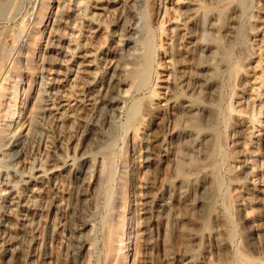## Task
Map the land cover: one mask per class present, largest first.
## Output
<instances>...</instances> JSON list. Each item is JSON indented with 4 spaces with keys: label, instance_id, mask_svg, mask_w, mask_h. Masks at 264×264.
Here are the masks:
<instances>
[{
    "label": "rangeland",
    "instance_id": "1",
    "mask_svg": "<svg viewBox=\"0 0 264 264\" xmlns=\"http://www.w3.org/2000/svg\"><path fill=\"white\" fill-rule=\"evenodd\" d=\"M28 1L31 0H0V50L2 47L13 48L12 58L20 64V68L18 64L13 72L22 71L15 72L17 75L12 73L15 75L11 74L7 80H4L5 74L0 75V84L6 89V92L2 91L5 93L2 94V102L7 103V89L15 78H19L15 77L19 74L23 77V88L29 86V102L40 99L35 97L36 94H40L45 101L44 104L41 101V108L44 109H40L42 112L37 111L38 116L35 112L31 124L26 114L25 118L22 116L19 127L25 126L20 131L17 130L19 133H15L18 138L7 136L2 141L4 144L0 142V264H100V253L105 246L106 219L109 214L118 211L114 196L117 195L115 193L119 187L121 171H125V166L131 172L134 188V193H130L129 206V210L133 211H129L127 215V225L131 228L129 240L132 243L133 235L136 236L137 232L143 236L138 239L136 251L130 241H126L129 242V255L135 251L133 264H188V254L197 256V264H237L234 254L238 250L254 261L248 264H264V0H248L249 4L245 6L247 9L241 13L243 15H240L233 36L228 41L229 65L227 64L225 74L222 73V87L219 86V117L216 123L223 142L215 155V162L219 164L215 163V166L217 175L222 180L221 191L216 193L212 205L220 209L222 207V212H226V216L223 214L224 223L228 229L234 231L233 240L229 247L223 246L220 224L212 222L211 235L203 231L201 238L192 241L187 248L183 243L172 239L173 225L165 219L170 209L175 214L179 212L168 203L169 189L173 183L168 169V161L172 158L169 149L172 143V123L165 119L162 124L165 143L157 155L159 164L154 175H151V154L144 138L145 132L127 150L128 165L124 163L128 129L136 126V116L129 112L132 100L142 97L148 89L151 91L153 87L162 85V79H165L166 68L160 48L165 46L167 37L164 32L172 21L176 0H163L166 13L158 22L152 19L150 0L99 1L105 10L96 22L99 27L94 41L99 48L95 54L96 61L91 67L97 86L91 85L89 81L82 80L78 83L79 80L75 82L72 79V73L79 71V59L75 55L71 58L70 51H66L75 44V36L87 34L88 17L95 12V2L85 0L87 8L83 12L79 9L81 17L75 21V32L66 23L65 16L54 25L57 30L54 35L49 29L46 30L40 41L42 49L34 55L32 68L28 70L23 58L26 32L21 34L20 39H16L17 24L6 17L9 11H13V15L14 9L20 10L16 11V17H24L22 21L27 23L25 11L31 5ZM60 1L61 4L64 3V0ZM61 4L58 6V0L53 2L52 23L54 15H59ZM18 5L20 9H17ZM257 15L263 21L259 23L257 40L252 41L249 33L255 25ZM121 33L124 34V39L135 41V47L139 48L140 54L144 51L141 43L146 41L145 36L154 42L153 53L156 56L153 55L155 58H152L151 82L149 81L147 91L145 89L132 92L119 105H108L106 110L103 108L105 111L99 113L98 109L96 111L97 103L100 104V98L97 97L98 82L117 63ZM47 34L50 35L49 39ZM55 34L62 36L64 41H59ZM51 39L52 44H57L58 48L54 44L52 47L55 48L49 51L46 46ZM16 44L21 46L18 48L20 54ZM123 54L125 59L131 58L128 52ZM47 55H51L50 58ZM19 57L22 60H17ZM246 61L250 64L247 73L243 71ZM69 70L72 71L69 73ZM65 95L68 96V106L61 107ZM112 95L118 97V92H113ZM230 108L241 109L246 117H252L249 133L236 120ZM64 111L73 113L75 119L72 122L61 121L60 113ZM10 139L16 141V146ZM83 154H87L94 163L82 161ZM63 162H68L69 167L53 174V167L60 166ZM233 165L235 168L231 167ZM98 166L104 169L100 177L97 175ZM232 173L236 174L240 182L236 191L230 180ZM201 184L202 189L205 188V184ZM109 194H112L111 201L108 200ZM14 195L20 199L17 204L10 205ZM150 197L151 203L146 205ZM230 206L232 211L229 210ZM199 214L194 217L199 219ZM196 218L194 219L198 220ZM200 231L198 232L202 233ZM192 232H196V229ZM217 242L223 248L221 246L218 249ZM9 248L13 249L12 253L7 252ZM222 259L224 260L221 261Z\"/></svg>",
    "mask_w": 264,
    "mask_h": 264
},
{
    "label": "bare ground",
    "instance_id": "2",
    "mask_svg": "<svg viewBox=\"0 0 264 264\" xmlns=\"http://www.w3.org/2000/svg\"><path fill=\"white\" fill-rule=\"evenodd\" d=\"M93 1L96 4V9L95 12L90 13V16L88 17V30L86 32L87 34H80L79 36H75V44L72 46V48H69L70 50L66 48V51H70L71 58H74L75 55L76 58L79 59V71L72 73V79L75 82L79 80L78 83L82 80L89 81L91 85L97 86L96 78L91 73V67L96 61L95 54H97V50L99 48V46L94 41L96 37L95 34L99 27L96 22L99 20L101 13L104 12L105 7H103L102 4H99L100 0ZM53 2L54 0L28 1V3L31 4L30 7L25 11L28 24L25 23V21H22L24 17L22 19L21 16L18 18L16 17V11L18 10L14 9V7L13 9L15 10V13L13 15L11 14V12L13 13V11H9V13L7 12L8 14H6V17H8V19H11L12 21L14 20L15 24H17L15 30L16 39L21 37V34H23L24 32L27 33V35L25 33L27 39L25 40V42L23 41V43H25V45H23L25 54L23 53L24 56H22L26 60L25 62L28 70H31L32 68L33 61L35 59L34 55L37 54V52H40V50L42 49V44L40 41L46 33V30L49 29L52 34L55 31L57 32L54 25L58 24L65 16L66 23L69 24V26L71 25L73 32L74 29H76L75 21L79 20V18L81 17L79 16V9H82L81 12H83L87 8L85 0H64L63 4H61V1L58 0V6H60V4L62 6L59 10V15H54L52 23L51 18L53 11L51 10L53 7ZM247 2L248 0H176V6L174 9L172 21L170 22L169 27L166 28L164 32L167 37L166 43L165 46L163 45L160 48L161 53L164 57L166 68L165 79H162L163 81L161 80L162 85L157 84L158 86H156V88L153 87L151 91H149V89L147 91V87L150 84L149 81L151 82V80H149L152 74L151 71H153L151 67L152 58L156 56V54L154 55L153 53L155 49V47L153 46L154 42L152 43L151 38H146L145 36L144 41H146L144 43H141L144 51L142 50L143 52L142 54H140L141 51H138L139 48L135 47V41L129 38L124 39L123 33H121L119 39L120 44L117 50V52L119 53V58L117 60V63L113 65L110 68V72L98 82L99 89L97 90V97L100 98V104L97 103L96 111L98 109L99 113L105 108L107 109L108 105H119L122 101H124V99H126L128 94L132 92L136 93L140 90L145 89V91H147H143L145 93L142 97H139L136 100H132L133 102L131 104L132 106L129 112L130 114L136 116V126L129 127L128 129L127 142L125 143L127 147L124 151V155L126 158V160L124 158V163L126 165H128L127 150L133 147L139 136L145 132L144 138L147 141V145L151 154V175H154L158 170L159 164L157 155L162 151L163 143H165V137H163L162 134V124L165 119L166 121H170L172 123V143H170L171 145L169 148L172 152V158L168 161V169L171 177L173 178V183L171 184L169 189L170 192L168 203H170L171 208L173 207L174 210L177 209V211L179 212H176L175 214V212H171L170 210L172 209H170L166 213L165 219L167 222H170L173 225L174 233L171 230V234L174 238L172 239H175V242L183 243L186 248L191 245L192 241L200 239L203 231H205L207 235H211V232H213L210 230L211 226L213 225L212 222H217L220 224L221 234H223L222 237L224 241L223 246L229 247V243L231 240H233L232 238L234 236V231H232L231 228L228 229V226L226 227V224L224 223L225 217L223 214H225L226 212H222V207L220 209L218 207H214L215 205H212V200L215 196H217L216 193L218 192V190H220L222 180H220L221 177L219 178V176L217 175L218 172L216 171L215 166V163H217L215 162V155L220 150L221 144L223 142V136H220V132H218V126L216 122L217 117H219L217 107L219 104L218 98L220 96V81L222 79V73L225 74L224 71L226 70L227 64L229 63L228 59L230 49H228L229 47H227L228 41L233 36L236 26L238 25L237 23L239 21L238 19L241 13L243 12V10L245 12V10L247 9L245 7L246 4H249ZM18 6L19 7L17 9H20V5ZM149 6L151 9L152 19L156 22H158L160 20V17L166 13V5L164 4L163 0H150ZM18 12H20V10ZM255 17V20L253 19L255 25H253L249 33L251 34L252 41L257 40L256 37L258 36V30L260 28L259 23H262L263 21V18L259 15ZM162 25L163 22L161 20L160 27H162ZM50 31H48V34L50 33ZM49 36L50 35L47 36L48 39ZM70 36L73 37L72 34ZM58 37L59 39H57L59 41L60 39L62 42L64 41L62 36L58 35ZM51 41L52 39L46 46L47 50L49 51L51 50V48H55L52 47L55 43L52 44L53 42ZM47 42L45 44H47ZM69 43L71 44V42ZM17 45L18 44H16L15 46L18 50V48H20L21 46L18 47ZM56 45L57 44H55V46ZM62 49L61 51H63ZM141 49L142 48H140V50ZM12 50L13 48L4 49L3 47L2 50H0V75L2 76L5 74L4 80H7L8 76L10 77L12 73L22 72L16 70L15 72H13L14 69L18 67L19 61H16V59L13 60ZM130 50L133 51L131 52ZM123 52H128L131 58H129V60L125 59L123 57ZM50 56L51 55H47V57L49 58ZM18 59H20V57L17 58V60ZM249 67L250 64L248 61H246L243 65V71L247 73ZM18 68H20V64ZM71 71L72 70H69V73ZM15 77L19 78H15L13 84L8 87L7 91L9 92L7 93H9V96L8 98L6 97L8 100L6 104L2 102L4 101V97L2 98V94L5 93H2L4 87L2 86V83L0 84V142H2L3 139L6 140L7 136L9 138H18V134L15 136V133L18 132L17 130L20 131V128L22 127H19V124L21 123L20 119H23L24 115L26 114V117L30 119L29 121H31V124L33 122L31 118L34 116L35 112L37 115V113L41 111L40 109L43 108H41V101L43 100L40 97V94H36L35 97H38L41 100L39 99L37 101H34L35 99H33L34 102H29V86L28 88H23V77H21L20 74ZM113 92H118V97L113 96ZM44 102L45 101H43V104ZM68 102V96L65 95L60 106H68ZM232 110V112H234V117L236 118V120L240 124H242L243 128H245L247 130V133H249L248 130L253 121L252 117H246L241 109ZM60 115L61 121L72 122V120L75 119L73 113L68 114L66 113V111H64L63 113L61 112ZM28 124L29 123H27V125ZM26 132L28 131L26 130ZM247 133L246 135H248ZM14 141L15 140H13V143ZM1 144L4 143L2 142ZM1 146L2 145H0V147ZM7 153L3 154L6 155ZM90 159L91 158H89L87 154L81 155L82 161L93 164L94 162H91ZM68 167V162H63L60 166L56 165L55 167H53L52 173L58 174ZM110 167L112 168V165ZM127 167L128 166H125V171H121L122 175L120 176L119 187L117 189V192L115 193L117 195L114 196L116 199L115 208H118V211L109 214L106 219V231L104 234L105 246L103 252H101L102 254L100 253L101 262L103 261V263L100 262V264L135 263L134 255L136 246H138L137 243L140 240L139 238L141 235L138 232H134L136 233V236L131 233L133 235V241L131 243L129 232L131 228L129 229L127 225V215L129 211H133V209L129 210V206L131 203L130 193H134V188L131 183L133 182V178L130 174L131 172ZM231 167H234V165ZM102 169L103 168H101V166H98L97 175L99 177L104 171V169L103 171ZM113 170H111V172ZM112 173L114 175V172ZM230 180L236 191L239 187L240 182L235 173L231 176ZM109 182H111V180ZM201 183L205 184V188L202 189ZM200 190H202V192H199ZM112 194H114V191ZM111 195H108L109 201H111ZM19 199L20 198L18 196H12L10 205H13L15 203L17 204ZM149 203H151V197L149 198V201H146V205ZM226 206L229 208L228 204ZM135 210L136 209H134V211ZM229 210L232 211V207ZM196 214H199V219L194 217ZM184 215H187V217H184ZM194 218L198 220H195ZM139 223L140 222H138V225L140 226ZM170 223L168 224L170 225ZM193 229H196V232H192ZM135 230L136 229H134V231ZM199 230H201L200 232L202 233H199ZM216 233H218V231ZM127 240L130 241L133 249L135 248V251L133 250L134 252H132V254L130 255L128 253L129 242L126 243ZM217 246L218 249H220L222 245L221 243H219ZM7 252L12 253L13 249L9 248ZM229 252L230 251H228V253ZM225 253H227V251ZM234 256L239 264H248L250 261H252L250 260V257L243 253L241 250L235 252ZM197 260V256H189L188 254V264H197ZM223 260L224 259H222L221 261Z\"/></svg>",
    "mask_w": 264,
    "mask_h": 264
}]
</instances>
